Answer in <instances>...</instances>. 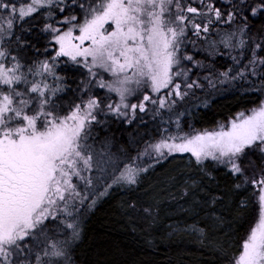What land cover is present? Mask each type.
Returning <instances> with one entry per match:
<instances>
[{
    "label": "snow or ice",
    "instance_id": "6c2138e0",
    "mask_svg": "<svg viewBox=\"0 0 264 264\" xmlns=\"http://www.w3.org/2000/svg\"><path fill=\"white\" fill-rule=\"evenodd\" d=\"M33 28L37 43L24 36ZM69 62L88 79L65 107L57 69ZM241 82L260 85L250 107L209 128L187 119ZM148 112L167 126L135 156L91 139L108 113L132 124ZM173 162L206 218L173 230L224 264H264V0H0V264H76L85 214L120 189L129 215L156 223L142 183ZM219 169L229 182L208 192L202 181ZM232 213H249L235 239L223 231Z\"/></svg>",
    "mask_w": 264,
    "mask_h": 264
},
{
    "label": "trees",
    "instance_id": "16d2710c",
    "mask_svg": "<svg viewBox=\"0 0 264 264\" xmlns=\"http://www.w3.org/2000/svg\"><path fill=\"white\" fill-rule=\"evenodd\" d=\"M259 22L260 18L258 17L257 25ZM37 31L36 28H33L32 33L25 32L24 36L37 43L34 39V34ZM44 43L41 39L38 46L42 49ZM217 59L225 64L230 62L227 57H218ZM57 71L65 76L68 85L67 90L60 94L64 100V106L67 107L73 96L79 95L77 86L82 83V79H88L87 70L69 62L68 64L61 63ZM259 86V84L252 86L247 82L218 86L211 105L207 108L202 105L199 108H191L192 115L187 119L193 122L197 129L209 128L222 118H227L246 106L250 107L258 97L254 89ZM93 91L102 99L107 98L106 89L102 90L95 86ZM166 126V121L162 123L159 116L153 118L151 112L139 113L132 124H128L124 118H117L114 114L108 113L105 122L95 127L91 139L99 145L100 140L105 136H111L113 143L109 147L112 152H118L123 146L129 150L132 156H135L136 150L142 149L147 141L161 136ZM133 139H135V143L132 142ZM105 150L107 151V149ZM175 167L176 162H173L163 169L157 168L155 171H150L146 175L142 187L147 188L151 194L155 190L150 185H155V188L159 186L162 189L163 183L169 180V176H177V183L183 185L187 179L188 169H181L182 175H177L175 170L174 172L171 170ZM217 182L221 186L229 182L223 169L217 170L216 182H210L209 178L202 181L208 192L218 191ZM198 195L207 197L205 192H198ZM247 195L249 199L253 198L251 192ZM127 199L123 189L117 190L101 198L96 207L85 214L82 238L74 249L76 264H224L222 257L216 254L210 246L197 243V240L192 241V238L196 237H187L186 230H173L178 225L206 222L203 212H199V209L193 206L191 194L183 202L187 213L177 214L176 220L174 215L164 216L160 229H158V224L150 225V219H145L139 212L129 215L123 206V202ZM220 211L224 210L220 209ZM224 214L229 215L227 212ZM248 215L249 213H245L240 221L232 219L235 213L229 216L234 231H229L226 227L223 231L228 233V237L235 239L237 234H243V228L247 226ZM228 237L219 238L226 239ZM234 247L235 245H233Z\"/></svg>",
    "mask_w": 264,
    "mask_h": 264
},
{
    "label": "rangeland",
    "instance_id": "374dc122",
    "mask_svg": "<svg viewBox=\"0 0 264 264\" xmlns=\"http://www.w3.org/2000/svg\"><path fill=\"white\" fill-rule=\"evenodd\" d=\"M102 90H105V89H102ZM171 170L174 172V168H172ZM182 173L183 171H180L181 175ZM184 184L183 185L178 184L177 179H176V181L174 182H170L169 180H166L163 183L162 189L159 186H156L155 188V185H150V187L153 188L155 191L149 194V200H146V203L153 205L154 207L155 220H156V223L154 224H158V229H160L162 220H164V216L174 215V219L176 220L177 218L175 217L177 216V214L187 213V209H185V207L183 206V202H184V199L188 198L189 194L184 193L183 191V188L185 186ZM152 196L155 197L154 200L151 198ZM156 209H158V211H156ZM149 219H150L149 220L150 225L152 224L154 226V224L151 222L152 217H149ZM186 234H187V237L189 238L196 237L195 234H192L187 230H186ZM196 240H197V243H200L197 237L192 238V241L195 242Z\"/></svg>",
    "mask_w": 264,
    "mask_h": 264
}]
</instances>
